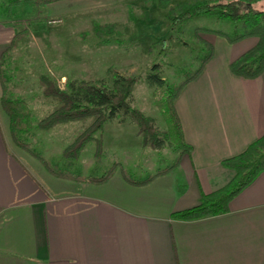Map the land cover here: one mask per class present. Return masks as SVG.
<instances>
[{"label": "crops", "instance_id": "0c3cea01", "mask_svg": "<svg viewBox=\"0 0 264 264\" xmlns=\"http://www.w3.org/2000/svg\"><path fill=\"white\" fill-rule=\"evenodd\" d=\"M30 2L0 11V63L25 29L18 15ZM214 51L176 100L192 153L143 185L129 182L122 165L102 184L43 167L12 138L0 77V264H264V171L228 212L172 217L226 186L235 172L223 160L264 135V72L235 75L230 63L239 56L216 59Z\"/></svg>", "mask_w": 264, "mask_h": 264}, {"label": "rangeland", "instance_id": "374dc122", "mask_svg": "<svg viewBox=\"0 0 264 264\" xmlns=\"http://www.w3.org/2000/svg\"><path fill=\"white\" fill-rule=\"evenodd\" d=\"M7 1L0 0L1 12ZM180 1L187 0H172L170 6ZM252 3L264 11V0ZM25 6L27 10L18 15L25 17V25L18 29L25 28L27 34L16 50H10L6 63L10 92L24 98L32 113V131L24 137L52 166L83 176L102 175L117 160L133 177H148L172 165L179 150L172 143L162 149L145 148L137 126L129 119L121 126L118 116L106 122L79 159L65 155L64 149L83 123L63 124L49 131L39 127L55 105L42 93L41 75L50 76L65 89L74 80L111 87L120 75L136 76L132 104L154 117L158 128L164 130L167 124L148 80L155 66L168 83L177 84L198 67L208 45L214 46L216 59H222L240 56L259 41L256 35L230 41L228 35L234 34L235 25L227 19L199 17L173 27L169 9L161 8L159 0H62L45 4L32 0ZM237 31L242 32V26ZM99 139L103 145L98 157ZM94 158H99L98 163ZM36 159L47 169L43 160Z\"/></svg>", "mask_w": 264, "mask_h": 264}, {"label": "trees", "instance_id": "16d2710c", "mask_svg": "<svg viewBox=\"0 0 264 264\" xmlns=\"http://www.w3.org/2000/svg\"><path fill=\"white\" fill-rule=\"evenodd\" d=\"M18 0H11L5 6V14ZM62 0H37L38 3H55ZM254 1V0H252ZM252 1L243 0H187L170 6L172 0H159V6L169 9L168 17L173 27H180L184 22L199 18L211 17L217 20H230L235 25V32L228 35L230 41L256 35L259 41L249 50L230 63L231 71L244 78H256L264 72V11L254 8ZM242 26L243 31L237 29ZM27 34L21 31L12 43V48L19 45ZM11 48V49H12ZM10 49V50H11ZM206 55L200 60L198 67L186 73L185 78L177 84L168 83L159 73L158 66L148 76L153 89L155 104L160 109L167 128L161 130L156 119L132 104L131 96L138 82L136 76H118L110 87L105 83H95L85 80H74L62 88L55 79L48 75H41L39 83L45 97L55 101L51 111L41 120L39 127L51 130L63 124L82 122L83 127L78 131L64 154L78 159L85 146L95 138L106 122L121 117V121L131 120L137 126V135L141 137L142 145L153 150L162 149L173 144L178 150L177 163L186 153H192V146L186 141L182 122L176 109V100L183 88L194 80L205 68L213 55L214 48L208 45ZM6 51L0 63V77L3 87L2 106L10 119V129L15 143L30 151L43 160L47 169L56 176L74 180H89L95 184L108 181L115 171L121 167L118 162L113 163L102 175L84 177L72 171L60 170L52 166L25 139V135L32 131V113L27 101L22 97H15L9 89L10 76L6 63L11 56ZM103 142L98 140L97 156L102 151ZM222 165L235 172L233 179L223 188L211 193H202L199 204L181 211L174 212L172 217L181 220H194L211 215H218L229 211L230 201L244 188L251 184L264 171V135L248 146V148L233 157L223 160ZM174 166L159 169L144 179L133 177L128 170L122 168L124 177L131 183L143 185L151 182L155 177L168 172Z\"/></svg>", "mask_w": 264, "mask_h": 264}]
</instances>
